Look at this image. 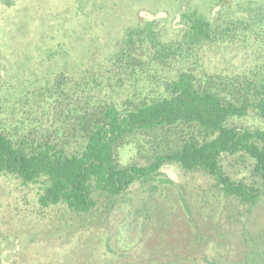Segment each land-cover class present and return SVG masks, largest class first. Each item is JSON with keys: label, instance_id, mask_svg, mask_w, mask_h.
I'll use <instances>...</instances> for the list:
<instances>
[{"label": "rangeland", "instance_id": "rangeland-1", "mask_svg": "<svg viewBox=\"0 0 264 264\" xmlns=\"http://www.w3.org/2000/svg\"><path fill=\"white\" fill-rule=\"evenodd\" d=\"M6 1L0 2V127L15 135L43 130L61 103H87L91 84L86 67L108 64L135 24V10L152 4ZM157 2L156 17L171 39L182 27L175 15L183 1ZM187 2L220 26L237 28L231 37L204 44L206 69L264 74V0H188L183 5ZM186 67L178 59L160 76L171 77ZM61 72L75 81L70 77L69 84L57 88L54 78ZM153 87L145 83L143 95L155 93ZM126 95L139 96V88L118 92L119 105ZM62 120L70 123L65 115ZM230 123L264 127L254 112ZM190 134L184 125L135 134L121 142L117 159L148 163L157 151L178 146ZM224 164L234 179L250 177L247 161L229 158ZM41 190L40 182L0 175V264H245L251 250L264 260V198L252 205L227 196L201 171L185 173L166 165L155 178L135 181L116 200L103 199L101 209L87 215L67 213L63 205L42 207Z\"/></svg>", "mask_w": 264, "mask_h": 264}, {"label": "trees", "instance_id": "trees-1", "mask_svg": "<svg viewBox=\"0 0 264 264\" xmlns=\"http://www.w3.org/2000/svg\"><path fill=\"white\" fill-rule=\"evenodd\" d=\"M147 2L151 6L135 10L136 22L108 64L86 67L91 84L87 103L96 104L61 103L57 116L35 134L15 135L0 127V175L40 182L42 207L63 205L67 213L91 214L101 209L103 199L116 200L135 181L155 178L166 165L208 174L223 194L246 204L264 198V127L230 123L250 112L264 120V74L209 71L202 64L204 44L231 37L237 28L220 26L187 2L175 15L180 32L169 39L156 17L157 0ZM142 11L153 17H144ZM178 59L187 67L161 77ZM70 77L75 81L67 72L57 74L54 86L69 84ZM2 78L0 70V98ZM145 83L153 84L155 93L143 95ZM125 88H139L140 95H126L119 105L115 95ZM64 115L70 123L63 122ZM178 125L191 131L178 146L157 151L145 164L118 161L124 139ZM229 158L241 164L247 161L250 177L234 179L224 164ZM259 254L251 250L245 264H264Z\"/></svg>", "mask_w": 264, "mask_h": 264}]
</instances>
